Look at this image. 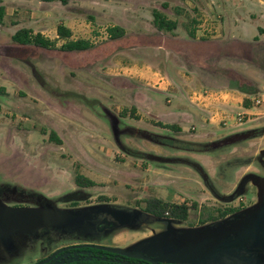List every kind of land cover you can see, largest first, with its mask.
Instances as JSON below:
<instances>
[{
  "label": "rangeland",
  "instance_id": "obj_1",
  "mask_svg": "<svg viewBox=\"0 0 264 264\" xmlns=\"http://www.w3.org/2000/svg\"><path fill=\"white\" fill-rule=\"evenodd\" d=\"M0 2L7 11L0 23V202L69 215L29 236L49 235L48 251L86 240L133 250L155 234L179 240L193 229L204 230L196 240L202 241L246 218L253 221L249 237L235 258L264 264V245L251 246L256 217L264 216V115L232 129L226 128L230 119L216 130L196 108L206 96L238 85L249 105L264 95V0ZM153 10L176 21V30L157 31ZM63 23L70 39L91 48L60 51L64 40L56 28ZM113 26L124 29L123 39H109ZM23 28L53 41L54 49L14 44L11 37ZM192 29L194 39L188 37ZM173 38L189 41L184 51L194 61L185 64L163 49ZM191 92L202 96L196 100ZM227 112L231 116L222 117L235 115ZM77 174L96 185L78 187ZM150 198L185 203L191 208L187 220L137 222ZM115 207L129 210L127 221L100 238L87 237L93 235L88 228L110 221ZM228 209L225 218L201 225L202 217ZM5 235L22 240L16 232ZM34 246L32 258L47 252L39 241ZM207 264L239 263L222 252Z\"/></svg>",
  "mask_w": 264,
  "mask_h": 264
},
{
  "label": "flooded vegetation",
  "instance_id": "obj_2",
  "mask_svg": "<svg viewBox=\"0 0 264 264\" xmlns=\"http://www.w3.org/2000/svg\"><path fill=\"white\" fill-rule=\"evenodd\" d=\"M109 220L110 221H108L107 219L102 220V222L100 223L101 228L96 229L98 234H102V232L111 230L113 227H115V224L118 221L116 219H113L111 216ZM232 221L233 223L228 225L225 230H218L212 236L207 237L202 241H196L197 238L191 241H184L180 236L179 240L164 241L163 245L148 244V242H150L151 240L158 238L154 237L152 239L143 241L141 244V248L133 249L130 251H137L149 257H169L175 255L187 245L196 246L207 240L220 238L219 241H221V243L219 244L221 245V248H219L218 250L207 253L205 255L197 256L190 260L181 261L176 264H207V261L213 259L215 256L222 252H226L229 258L234 259L239 264H247L246 262L238 261V258H235L234 253L235 250L238 249L249 237L248 230L252 226L253 221L246 218H236ZM42 229L46 228L43 227ZM262 232L264 234V230ZM16 233L19 234L18 237L19 239H22L21 241H16L10 235H0V264H141L140 262L151 264L144 260L125 257L118 254L98 250L92 247V245H102L123 249L121 247H115L111 244H103L101 241H99V243H96L95 241L88 242L87 240L81 242H70L48 251V248L51 247L50 241L52 238L49 235L44 234V232L42 234H38V237L29 236L28 233ZM261 235L258 238L255 235L253 236L251 245L252 247H258L256 245H264V239ZM29 238H31V240H29ZM98 238L100 237L98 236ZM258 240H260L261 243L258 242ZM38 241L41 244L40 247L42 248V250L46 248L47 252L38 257L32 258L30 257V251L32 249H36L34 245ZM18 242L19 246L17 245ZM170 246L171 248H173V250H171L169 253L168 247ZM89 249H96L98 252H92ZM213 253L215 254L213 255Z\"/></svg>",
  "mask_w": 264,
  "mask_h": 264
},
{
  "label": "trees",
  "instance_id": "obj_3",
  "mask_svg": "<svg viewBox=\"0 0 264 264\" xmlns=\"http://www.w3.org/2000/svg\"><path fill=\"white\" fill-rule=\"evenodd\" d=\"M41 1L48 2L51 0H41ZM4 15H5V8L0 2V23L2 22ZM152 24L157 31L165 32V33H172L177 28L176 21L168 19L163 13L157 10L152 11ZM258 32L261 33L262 30L258 29ZM56 34H57V38L64 40V43L59 47V50L62 52H83L91 48V45L88 41L70 39L71 37L70 30L64 27L63 25L57 26ZM107 35L110 40L117 41L125 37V31L123 28L119 26H113L107 29ZM188 37L191 39L195 38L194 29L188 31ZM11 40L14 44H17L19 46H32L35 48H40V49H45V50L54 49L53 41H50L44 38L40 33L33 34L31 30L25 29V28L18 30L11 37ZM205 40L207 41V39L201 38V41H205ZM180 46L183 49L187 50L188 46L184 44H180ZM190 51H193V50L190 49ZM236 89L242 93L247 94L245 88H243L240 85H238ZM243 105L244 107H248L249 103L246 99L243 101ZM169 128L174 131H180V129H178L175 126H170ZM50 139L55 141L56 143H60V140L54 134H51ZM75 184L78 187H82V188L93 187L96 185L93 181L88 180L79 174L75 176ZM190 209L191 208L188 207L185 203L171 204V203L164 202L157 198H150L145 201V206L143 210L136 218H137V222L139 223H151L155 219H160V218H169L175 221L182 222V221L187 220ZM78 212L80 213V211ZM231 212H232L231 209L217 210L216 215H208L206 218L202 217V219L200 220V223L201 225H203L206 220H216L220 218L221 219L225 218ZM110 216L113 219L118 220L119 222H125L127 221V218L129 216V210H127L126 208H121V207L111 208ZM256 219L257 220L253 224V227H255L254 228L255 236L258 238L262 234V231L264 230V216H257ZM260 221L263 222V224H261ZM84 228L87 229V227H84ZM88 230L93 232V235L94 234L98 235L96 228L95 229L88 228ZM93 235L90 236V238H98V237H94ZM166 238L167 237L160 236L158 238L151 240L150 242H148V244H151V245L162 244L163 245V242L166 240ZM87 241L89 242V240ZM96 243H99V241H96ZM89 250L92 252H98L96 249H89ZM140 263L145 264L144 262H140Z\"/></svg>",
  "mask_w": 264,
  "mask_h": 264
},
{
  "label": "water",
  "instance_id": "obj_4",
  "mask_svg": "<svg viewBox=\"0 0 264 264\" xmlns=\"http://www.w3.org/2000/svg\"><path fill=\"white\" fill-rule=\"evenodd\" d=\"M69 215L54 209H36L25 207H7L0 202V235L8 232L29 233L37 228L54 226L67 221ZM203 229H193L181 233L184 241H191L203 234ZM220 238L207 240L199 245H187L169 257H149L137 251H130L109 246L92 245V247L121 256L147 261L151 264H176L205 255L221 248Z\"/></svg>",
  "mask_w": 264,
  "mask_h": 264
},
{
  "label": "crops",
  "instance_id": "obj_5",
  "mask_svg": "<svg viewBox=\"0 0 264 264\" xmlns=\"http://www.w3.org/2000/svg\"><path fill=\"white\" fill-rule=\"evenodd\" d=\"M5 15H7L6 8H5ZM62 25L66 28L69 27V26L65 25L64 23ZM70 32H71V30H70ZM33 34H35V33H33ZM185 43H189V41L183 40V39L173 38L172 43L169 46L164 45V46H166V48H163V49L164 50H170V51L172 50L174 53H176V55L182 57L183 62L186 64V61L188 62V60H191V61H194V60L191 59L189 54L184 51L186 49H183L180 46V44L186 45ZM186 46H188V45H186ZM162 92H166V89H163ZM245 95H246L245 93H242L239 90L238 91L233 90V91L228 92L224 95L222 94L220 99H217V100H213L211 98H205V99H203V104L197 103L196 108L199 109V111L204 112L202 119L204 118L203 121L205 122V124L212 126L216 130H218L220 128L218 125H219L220 120L222 119V115L223 114H227L228 116L230 115V114H228L227 109L232 110L234 112V114L248 113V114H253V115H257V114L264 115V102L261 106H259L257 108H251L250 105H248V107H244L243 101L245 100ZM189 99H190V97H189ZM262 99L264 101V95H262ZM204 101H205V103H204ZM190 103H191V101H190ZM186 115H187L186 117H190L191 112H186ZM249 120H247V121H249ZM233 126H234V123L231 122V124L229 126H227L226 128L232 129ZM180 132H181V130H180ZM156 236L157 235L155 234L153 236L147 237L146 240L152 239ZM146 240H143V241H146ZM121 248L126 249V247H121Z\"/></svg>",
  "mask_w": 264,
  "mask_h": 264
},
{
  "label": "built area",
  "instance_id": "obj_6",
  "mask_svg": "<svg viewBox=\"0 0 264 264\" xmlns=\"http://www.w3.org/2000/svg\"><path fill=\"white\" fill-rule=\"evenodd\" d=\"M192 94L196 98V100H199L200 96H202V94L196 93V92H192ZM221 96H222L221 93L216 92V93H213V94H211L209 96H206L205 98H211V99L217 100V98H220ZM250 101H251V105H250L251 108H256V107L260 106L264 102L261 97L253 98ZM251 115H253V114L237 113L234 116H232L231 118H229L228 116H223L219 123H222L224 126H226V124H228L229 120L232 119L231 120L232 123H234V124H242L243 122L249 120V116H251Z\"/></svg>",
  "mask_w": 264,
  "mask_h": 264
}]
</instances>
